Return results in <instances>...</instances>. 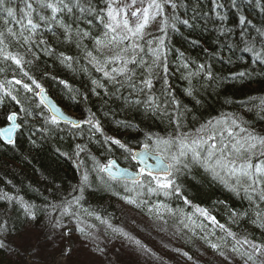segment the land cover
Wrapping results in <instances>:
<instances>
[{
  "label": "trees",
  "instance_id": "1",
  "mask_svg": "<svg viewBox=\"0 0 264 264\" xmlns=\"http://www.w3.org/2000/svg\"><path fill=\"white\" fill-rule=\"evenodd\" d=\"M73 2L76 3V0H71L72 4ZM172 2L176 4V8L173 10L166 6L164 16L171 18L174 15L176 17L175 27H168L166 32H161L158 30L157 25L162 18L158 17L155 21L150 20L149 26L146 27L144 38L137 41L144 48V51H138L139 55L135 58L138 61L142 58L143 61L152 62L154 56L151 49H149L151 47L145 41H154L155 43L152 47H155L159 38H163L164 47L161 49L160 54L166 55L176 67L180 65V68H182V64H189L187 70L183 68L184 77L190 71H197L198 68L191 63V60H198L199 63L211 65V71L215 79L209 81L200 74L199 77L197 75L191 78L190 85L188 79L187 82H182V78V80L171 78V84L176 91V94L172 96L179 101L181 106L179 113L182 114L180 115V122L187 129L184 132L178 131V133L172 131L166 135V138L171 137L173 134L207 135V132L199 131L206 126L209 128L213 126L219 127L223 131L224 124L217 125V121L227 122V126L234 128L240 136L249 134L254 136V128L260 127L263 129L262 127L264 126V105H261V101L264 100V63L254 60L250 53L239 55L240 49L239 47L237 48V42H240L246 34L245 32L240 33L241 17L246 20L253 18L261 32H264V18L260 20L258 14L251 13V10L243 7L235 13H227V17L222 20L224 22L220 23V21L206 16L205 13L208 12L201 5L202 1L172 0ZM92 4L96 6V9L105 8L104 0H79V6L76 8H85V12L95 15L97 21L99 17L97 13H93ZM254 4L264 8V0L255 1ZM11 6L15 8L17 6L22 10L24 8V0H12ZM103 14L100 13V15ZM219 14L225 16V13ZM17 16L22 18V13H17ZM4 19H6V15L0 12V30L6 32L9 24H12L17 29L20 28V24H16L14 21L5 26L3 24ZM184 20H188L189 25H184L182 23ZM63 21L68 23L65 19ZM97 27H101L98 28L101 32L97 34V37L94 38L92 36L89 40L83 38L82 45H79L84 51L82 58H87L85 54V50H87L93 52L95 58L105 64L109 71L112 68L123 67L119 60L114 63H108V61L117 54L124 59L129 58V52L122 51L126 44L120 43L119 47L112 46L110 48L96 45V39L106 42L112 35H115L109 33V36L105 37V32H108V29L104 25L99 24ZM233 31H238V33H233ZM43 32L46 35L45 37L53 33V31L48 32L45 30ZM235 34L238 35L237 39L234 36ZM258 36L260 38V34ZM186 40H194L196 44H189ZM226 41L229 42L228 45L225 44ZM5 43L9 45V50L13 53L16 50L24 55L25 60L33 58L32 53L26 52L27 46L19 47L15 44L12 37H8ZM131 43V41L127 43L128 49L131 48ZM262 45L264 46V39ZM262 49L264 50V48ZM229 54H233L235 57L233 56L231 59ZM243 58L244 60H242ZM248 60H251V63H255L256 66L252 67L251 63L246 64L247 67L242 65L247 63L246 61ZM234 61L239 63H234ZM62 64L64 65L65 63ZM29 65L26 64L25 66ZM9 66H13L15 69L8 73L5 72L4 76H0V84H5L8 79L20 75L14 64L10 63ZM128 67L134 69L136 73L134 79L136 80H139L138 76H145V71L149 75L148 69L150 66L146 70L145 67L141 68L139 65L129 64ZM58 68L60 67L56 66L51 59L34 66L33 71H28V68L25 70L41 81V78L46 73H52L54 70H59ZM240 72L246 73L248 77L253 76L246 87H244V84L240 85L243 78L236 75ZM56 73H59L58 77L79 89L76 95H78L82 104L73 105V103H70L69 109L80 115L83 121L84 118L95 114V117L100 121L103 132L106 134L105 139L111 136L110 130L115 129L119 131L118 134L121 140L126 138L133 139L132 136H136L135 140H138L155 133L160 124H166L160 122L162 118L157 116L158 114L156 115L152 112L140 113L126 99L119 97L124 93H121L120 90L115 92L116 89L113 84L101 72H98V75L102 80L100 83L104 84L105 88H96L92 81L85 80L83 69L77 64L73 70L57 71ZM112 74L116 75V73ZM151 74L152 77H156V81L159 79L156 84L160 90L165 88L164 79L162 81V77L154 72H151ZM24 79L26 80V78ZM118 79L123 80V77H118ZM124 87L128 90L127 92L132 90L128 87L127 82H125ZM166 88L170 89L168 85ZM189 88H191L192 95L187 94L186 90ZM5 89L8 88L0 89V126L8 122L7 116L11 114V112H8L10 107L2 105L1 92ZM107 89H113V91L109 90L108 93ZM50 94L56 99L51 91ZM110 96L113 97L110 98ZM249 96L258 97L259 102L250 101ZM166 99H171V97H166ZM34 100L37 102V99ZM33 104L32 101H28L27 104L17 105L30 111ZM37 104L33 105V110H36L34 108H39L45 112L43 107L37 106ZM240 104H245L246 106L240 107L238 106ZM247 109H253L254 112L247 113ZM167 111L173 121H176L179 114L173 111L171 106L168 107ZM23 119L26 118L23 117L22 113H19L18 121L20 122ZM232 120H235L241 128L246 129V132H240L239 129H235V126L231 123ZM170 121L171 119L167 122L170 124ZM209 121L212 122L211 126H209ZM39 122L41 120L37 117L35 126H39ZM83 127L84 124L80 129L73 126L60 125L59 128L51 130L43 128L44 131H39L40 133L36 134L31 133L32 135L22 133L17 136V143L14 148L8 145L6 147L0 140V222L6 224V228L3 231L5 236L15 233V241L19 240L15 243L16 245L12 244L8 254L0 249V264H51L54 257L50 251H58L57 247L59 246L66 251L68 247V237L67 235H62V233L68 232L69 229H71V232H80V228H84V233L95 240V252H90L92 253L90 256L92 259L98 256L101 260L99 264H115L110 261L109 253L110 243L113 240L118 247H122V252L118 254V257L123 264H202L203 262L205 264H252V261H246V257L242 255L245 251L233 252L231 250L232 244H234L231 237H227V245L220 240V237H226V233L222 232L217 225L211 224L213 228L207 234L193 236L189 235L188 227L182 226V222L186 219L199 220V214L195 211L194 206H200L212 213L211 206L215 204L217 207L224 208L220 212H215V217L231 232L242 233L251 241L264 243V224L258 219L257 213L250 210V207L246 206L245 203L240 204L235 198L229 196L221 186L219 187V179H216V177L211 179L210 176L202 172L199 167L193 166V164L190 165L189 170L191 175L186 177V184L184 185L192 207L188 205L180 209L173 200L169 201L167 197L155 198L141 190L135 197L134 205L141 212L137 214L148 217V222L121 211V215L118 216H120L119 218L122 221L123 229L118 231V235L114 237L115 239L110 236L108 227L103 228V230H99L100 228L95 229L97 214L102 209L108 208L110 205L111 210L116 212L118 208V202L113 194H110L109 184H113L112 181H108V177L103 173L94 170L95 164L97 161L102 164L112 155L120 157L122 155L117 145L111 149L113 144L110 142L106 143V148L102 143L101 146H95L90 141L88 129ZM139 143L135 141L128 147L141 145ZM77 145L80 147L78 148ZM78 152L79 155H77ZM253 164L264 168V159L255 161ZM85 174L88 175L86 183L83 180ZM222 177L223 179H220L223 182L226 181L230 186L234 185V179L228 174L222 175ZM78 187H83V193L77 190ZM71 190L76 191L77 197L80 198L78 204L75 202V197L70 194ZM4 194L15 197V200L8 202L3 198ZM20 198H22L23 203L34 206L33 211L36 212V220H31L26 216L24 208L20 205ZM65 200H73L71 211L75 213L74 216L60 217V209L58 211V209L53 208V205H62ZM146 201H155L156 205L164 204L167 206L159 209L156 207L158 215L153 224H149L151 215L146 214L141 208ZM41 207L43 211H41ZM171 207L175 208L176 211L173 212ZM168 209H171V212ZM262 212L264 217V208ZM48 213H55V216L51 217ZM233 213L237 215L233 216ZM53 218L60 219L62 224H67L68 227L61 229L52 228L48 221ZM169 224L180 228L181 231V248L176 251L169 248L170 252L174 251V259L170 258L169 252L166 250L160 251L156 247L146 248L142 244L139 247L143 251H130L135 255L129 254L128 250L123 247V244L121 246L118 240L133 239L132 234L137 235L142 240L146 230H150L149 228L156 231L150 230L151 232L163 237L168 231ZM30 228L38 229V231L35 230L34 232L40 237L36 235L33 240L32 238L29 240L26 232ZM57 231H61L59 233L60 242L49 244L52 249L43 247L42 244L44 242L52 239V237H49L51 236L50 233L53 234ZM17 243L21 245L18 246ZM212 244H217L218 248L213 249L211 247ZM69 245L71 246V254L68 255V261L71 264L74 260L72 257L75 258L76 255L75 247L81 246L76 245L75 241ZM118 247L113 249L111 256H113ZM206 249H208V253L205 251ZM222 252L223 255H221ZM79 255L83 257V254ZM119 255L126 256V258ZM226 256L229 259H225ZM163 257L167 259V263L163 262Z\"/></svg>",
  "mask_w": 264,
  "mask_h": 264
},
{
  "label": "snow or ice",
  "instance_id": "2",
  "mask_svg": "<svg viewBox=\"0 0 264 264\" xmlns=\"http://www.w3.org/2000/svg\"><path fill=\"white\" fill-rule=\"evenodd\" d=\"M12 0H0V12L6 15L3 24L7 26L13 21L16 24L22 25L21 30L14 31L13 28L7 27L6 32L0 30V61H10L16 66L19 70V74L23 78H13V80L6 81L7 85H17L18 88H15L17 95H13V91H5L4 95L11 97L13 101L17 104L21 103V100L18 98L21 90L25 93L31 94L32 99H38L37 106L42 105L43 109H46L50 115L44 116V123L54 128H59L61 123L71 124L74 128H82V124L78 120L69 119L64 115V113L58 108L48 97L46 88L37 80L34 76L30 75L27 70H25L26 64L33 63V60L39 59L35 52L32 51L33 45H43L44 51L48 54H51L52 51L49 49L48 42L43 39L42 34L38 37V30L43 28L45 31L51 32L52 26H58L62 32L61 35L68 41H71L75 37H88V32H80L79 30L73 31L72 25L66 23L63 20H58V16L61 13L71 15L73 13L74 7L79 6V0H76V4L73 5L71 0H24V8L21 11L22 17L17 16V9L11 6ZM105 8L97 11V16L100 19V22L104 25L108 32H105V37L109 36V33H113L109 40L106 42L101 39H96L95 44L103 47L110 48L112 46L119 47L120 43L126 44V47L122 50L127 52L128 46L127 43L131 41L132 55L124 59L122 56L117 54L113 59L109 60L108 63H114L116 60H119L123 67L112 68L110 71L107 69L106 65L101 63L95 57L91 51L85 50L87 57L92 58L90 63L95 61L94 66L98 72H101L103 76L113 84L116 91L119 92L120 88L125 86V82L128 83L130 89H138L137 96L144 94L146 95V100H132L129 101L132 105L144 104L146 110H151L153 112H163L164 115H169L167 109L169 106L173 108V111L180 113V103L174 96H172L170 89H165L161 92V97H156L152 93L154 87L152 81L151 68L148 69V76H141L139 78V84H137L136 73L133 68H129L128 65H139L141 68L145 67L146 61L137 60L135 57L138 54L137 50L144 51V48L137 42L144 38L145 29L149 25L150 20L155 21L158 17L162 18L160 23L157 25V28L161 32H166L168 27H175L176 17L173 15L171 18L164 16L165 7L169 6L173 10L176 8V4L172 0H104ZM81 12L86 11L85 8H80ZM100 12H103V15H100ZM223 19V17H220ZM184 25H189L188 20L182 21ZM240 23H245V18H240ZM260 34L261 39H264V32L257 30ZM25 32L28 35H25ZM55 35V33H54ZM8 37H12L15 44L19 47H26L27 53H32L33 60H25L24 55L20 52L13 53L9 50V45L5 43ZM38 37L37 39H33ZM145 43L151 47L152 55L155 57L153 64H156V61L160 58L161 49L164 47V39L159 38L158 44L155 47L152 45L154 41H145ZM249 45L248 50L253 51L255 44L250 39L246 41ZM259 55V54H258ZM61 63H67L68 67H71V63H68L73 60L71 56H64L61 53ZM264 62V60H262ZM194 63V62H193ZM182 68L187 70L189 68L188 63L181 65ZM3 69H0L2 71ZM165 73L167 72V67H164ZM112 73H116L113 75ZM202 74L209 81L215 79L213 72L211 71V65L199 64L198 69L195 72H188V75L185 79L189 80L191 85V78L197 75ZM240 78H244L247 74L240 72L236 74ZM118 77H123V80L118 79ZM26 78V80L24 79ZM52 79H56L52 77ZM60 84L64 85L65 88L71 90V86L67 81L60 80ZM166 83V81H165ZM92 84L96 88H105V85L100 83L97 80H92ZM5 88V84H0V89ZM187 91L188 95H192L191 88ZM131 94V93H130ZM166 97H171V99H166ZM27 99V97H26ZM261 105H264V100L261 101ZM26 111L27 109H21ZM18 112H13L7 116V120L11 122V127L4 128L0 130V135H3L9 144H14L15 142L12 139V133L16 129L20 128L22 125L17 124ZM179 114L175 121V128L177 133L181 128ZM217 125L224 124L223 131L219 127H203L199 131L207 132V135H197L190 136L187 134L179 135L173 134L169 138L155 137L152 136L146 137L145 142L143 143L144 152L133 153V150L127 147L121 140L106 137L105 142H110L113 145H117L120 149H123L129 154L132 160H137L140 164H144L145 167L139 168L138 174H130L127 169H119L117 162L114 159L107 160L106 163L101 164L96 162L95 169L100 173H106L108 176V181H117L121 180L124 182L125 187L129 182L126 178L132 176L131 183L137 185L139 188H146L147 191L153 195H159L161 192L165 197H176L182 199L185 204H189L190 201L182 192V185L179 183L180 177L190 170L191 164H199L209 172H211L215 177L223 179L221 177V172H227L229 176H233L234 187L233 191L236 190V186L243 187L246 183L247 188L245 192L251 190L253 192L257 191L256 186L261 185L259 192V197L261 200H264V168L257 166L252 163V157L256 155L257 152L261 156H264V138H257L252 135L240 136L232 127L227 126V122L217 121ZM232 125L235 126V129H239L240 132H246V129L241 128L235 120H232ZM83 124L89 126L88 130L95 133H100L103 135V129L101 127L100 121L95 117V114H92L90 117L86 118L83 121ZM212 125V122L209 121V126ZM225 133L229 138V141L225 142ZM219 138V142L218 141ZM153 143L155 144V149H153ZM79 148L80 146L77 145ZM175 149V151H173ZM83 150V149H81ZM155 152L157 156L155 166L147 164L146 161L150 154ZM168 153V155H162L163 153ZM189 152L191 156L189 157ZM79 155V152L77 153ZM240 161L239 164V174L237 175L236 164ZM113 169H118L113 171ZM155 169V170H154ZM141 176L148 177L147 184L140 178ZM84 182L88 181V175L85 174L83 177ZM226 182V181H225ZM107 183V181H106ZM111 187V184H109ZM83 193V187H78L77 189ZM127 190V188H126ZM117 195V193H113ZM4 199L8 202L15 200V197L4 194ZM75 202L79 203V197H75ZM127 203H133L132 200H126ZM21 206L24 208L25 214L31 220H36V212L33 211L34 206L23 203L22 198H20ZM73 207V200H65L62 205H53V208L60 209L59 216H74L75 213L71 211ZM157 209L166 208L164 204L155 205ZM197 212L204 217L205 220L209 221L211 224L217 225L222 232L226 233V237H220V240L224 242L225 245L228 244L227 237H231L234 244H232L231 250L233 252L239 251L236 245H247V249L242 255L246 257V261H252V264H264V243H256L249 240L247 237H244L243 240L237 238L236 234L231 232L224 224L220 223L214 215L207 209H203L197 206ZM171 212V209H168ZM49 216L54 217L55 213H48ZM237 215L233 213V216ZM258 219H261L260 214L258 213ZM103 223V220L100 217ZM50 225L54 229L67 228V224H62L60 219H51ZM6 224L0 222V234H3ZM79 231L81 234L84 233V228H80ZM71 229L68 232H63L62 235L70 234ZM0 247H3V242H0ZM213 249H217V244H212ZM187 255V254H185ZM223 255V252L221 253ZM191 259V257H189ZM229 259V257H225Z\"/></svg>",
  "mask_w": 264,
  "mask_h": 264
},
{
  "label": "bare ground",
  "instance_id": "3",
  "mask_svg": "<svg viewBox=\"0 0 264 264\" xmlns=\"http://www.w3.org/2000/svg\"><path fill=\"white\" fill-rule=\"evenodd\" d=\"M202 1L201 5L206 9V11L208 13H205L206 16L208 17H212V19H216V21H222L224 18L227 17V13H235L237 12L240 8H247L249 10H251V13H256L260 16V20L264 18V8H261L258 5H255V1H262V0H199ZM76 3L73 2V5H75ZM93 5V4H92ZM169 7V6H168ZM75 9L73 10V13L71 15H67L65 13H61L58 16V20H67L68 23H73L72 28L73 31L75 32L76 30H79L80 32H88L89 36L88 37H84V39L86 38V40L91 39L92 36L97 37V34H99L101 31L98 28L101 27H97V25H103L100 22V19H97V25L93 19V17L87 15L88 13L81 12L80 9L74 7ZM171 8V7H170ZM17 9V13H21L20 9L16 6ZM101 10V8L96 9V6L93 5V13H97V11ZM103 13V12H100ZM219 13H225V16H222ZM220 17H223V19H220ZM23 18V17H22ZM66 22V21H65ZM67 23V22H66ZM75 24V25H74ZM149 26V25H148ZM8 27L13 28L14 31H19L22 28V25H20V28H15L12 24H9ZM50 27H52V31L53 33H50L47 37H45V33L43 32V28H40L38 30V37L40 34H42L43 39H45L48 42L49 45V49L50 50H54L51 52V54H48L47 52L44 51V46L43 45H33L32 46V50L36 53V55L39 57V59H35L33 60V58L31 60H33V63H31L29 66H25V69H27L28 71H33L34 70V66L40 64L41 62L47 61V60H53L55 62V65L59 66L60 68H58L59 70H54L52 73H46L44 75L43 78H41L40 83L47 88L49 91L52 92V94L56 97L57 99V106L58 108H60V110L65 113L71 106L70 103L76 104V105H80L82 104V101L78 98V95H76L77 91H79L78 87L74 86L73 84L69 85L71 86V90H69L68 88H65L64 85L60 84L59 81L60 80H64L60 77H58L59 73H56L57 71H70L73 70V68L75 67V65L77 64L78 66H80L81 69H83V77L85 80L91 82L92 80H97L99 82H101V77L98 75V71L96 70V67L94 66L95 63H90V60L92 58L87 57V58H82L84 55V51L83 49L80 48L79 45H82L83 43V38L81 37H75L73 38L71 41H68L64 38L63 35H61L62 30L58 27V26H52L50 25ZM241 32L243 33L245 32V36L240 40V42H237V48L239 47L240 49V54L239 55H244L247 53L251 54V57L258 61L259 63H264L262 62V60H264V50L262 48H264V46L262 45L263 43V39H261V37L259 38V32L257 30H259L257 22L254 21L253 18H250L248 20L245 19V23L241 24V28H240ZM146 31V29H145ZM238 33V31H233V33ZM55 33V35H54ZM25 35H28L27 32H25ZM251 35H253V37H251ZM235 38L237 39L238 35L235 34L234 35ZM36 37V38H38ZM35 38V37H34ZM252 40L253 43L255 44V48L253 51H249L248 47L249 45L246 43V41L248 40ZM85 40V41H86ZM187 43L189 44H196V42L194 40H186ZM225 44H229V42H225ZM151 49V48H149ZM83 51V52H82ZM139 50H137L138 52ZM15 52H17L15 50ZM129 55H132V49L129 48L128 50ZM61 53H63L64 56H71L73 57V60L68 62L71 63V67L67 66V63H65L64 65L60 62V60L62 59L61 57ZM93 53V52H92ZM259 54V55H258ZM139 53L136 55L138 56ZM230 58H233V54H229ZM93 57H95L94 53H93ZM235 57V56H234ZM155 60V57H154ZM239 60V59H237ZM244 60V58L242 59ZM246 60V59H245ZM194 62V63H193ZM231 62V61H230ZM247 63L242 64V65H246L251 63V60L246 61ZM11 62L10 61H2L0 62V69H3L2 71H0V76H4L5 72H10V71H14V67L13 66H9ZM191 63L194 64L197 68L199 64V61L197 60H191ZM229 63V62H228ZM234 63H239L238 61H234ZM232 64V63H230ZM252 67L256 66L255 63H251ZM9 66V67H8ZM148 66H150L149 68H151V72H154L156 75H159L160 77H162V81L164 79V81H166L165 84V88H162L160 90V88L157 86V82L156 81V77H152V81H153V89H152V93L156 96V97H161V92L166 88V86L168 85L171 91L172 95L176 94V91L174 90L172 84H171V78H174L175 80H182V82H187V79H185L184 77V69L180 68V65H178L177 67L171 63L170 59L168 57H166V55L164 54H160V58L159 60L156 61V64H153L152 62H147L145 65V70L148 68ZM152 66V67H151ZM167 67V72L165 73L164 71V67ZM232 66V65H230ZM251 66V65H250ZM55 67V66H54ZM247 67V65L245 66ZM8 68V70H6ZM180 68V69H178ZM180 73V74H179ZM182 73V74H181ZM178 74V75H177ZM147 72L145 71V76H147ZM202 75V74H201ZM138 76V75H137ZM144 76V75H143ZM258 76V75H257ZM52 77H55L56 79H52ZM199 77V75H198ZM197 77V78H198ZM202 77L206 78L205 76L202 75ZM14 78V77H13ZM13 78L8 79L7 81L13 80ZM15 78H22L21 75L19 76H15ZM138 78H140L138 76ZM182 78V79H181ZM253 76H249L246 75L243 79H241V84H244V87L247 86L249 80H252ZM66 81V80H64ZM137 84H139V80L137 79ZM5 87H7L8 89H5L1 92L2 94V105H8L10 107V110L8 112H16L18 111L19 113H22L23 117L26 119H23L19 122V124H21L22 126L18 129H16L15 131H13V134L15 135V143L14 144H9L7 142V140L5 139V137L3 135H0V140L6 145L11 146V147H16V143H17V136H19L20 134L24 133V134H28V135H32L36 134V133H40L39 131H44L43 128L45 129H53L54 127H51L49 125H46L44 123V116L46 114H49L47 112L46 109L45 112H43L41 109L39 108H34L36 110H33V105L38 103V99L37 102L31 98V94L29 93H25L23 92V90H21V92L18 95V98L21 100V103L19 105H23V104H27V102H31L34 103L33 105H31L32 107L29 109H27L26 111H22L21 107H19L17 105V103L15 101H13L11 99V97L4 95L5 91H9L12 90L13 91V95H17L16 91H14L15 88H18L19 86L17 85H7L5 83ZM109 90H111V92L113 91V89H107V92L109 93ZM121 93L122 94L121 97L122 99H126V101H132V100H136V99H140V100H146V95L141 94L139 96H137V91L138 89H132L131 91L127 92L128 90L125 87L120 88ZM131 93V94H130ZM112 94V93H111ZM85 96V95H83ZM27 97V99H26ZM48 97L50 98V95H48ZM86 97V96H85ZM113 96H110V98ZM249 100L254 102V103H258V97H250L249 96ZM130 104V103H129ZM137 111H139L140 113H147V112H152L153 114H158L157 116H161L162 119H160L161 123H166V124H160L159 128L156 129V132L151 134V135H147L148 136H152L154 139L155 137L159 136V137H163L166 138L168 134H170L172 131L177 132L176 128H175V121H173V119L169 116V115H164L163 112H153L151 110H146L144 104H139V105H132ZM243 105L245 104H240L238 106L243 107ZM30 106V105H29ZM41 107H43L42 105H40ZM246 106V105H245ZM17 108V110H16ZM26 109V108H24ZM253 109H247V113H253ZM27 115V117H26ZM37 117L40 118L41 122H39V126H35ZM86 118H84L85 120ZM169 119H171L170 124L167 122ZM43 123V124H42ZM85 129H88L89 126L84 124ZM263 129H261L260 127H256L253 130V134L255 137L257 138H264V126L262 127ZM187 128L182 125L181 128L179 129V131H185ZM119 131H116L115 129L110 130V137L112 138H116L121 140L120 135L118 134ZM182 133V132H181ZM106 134L103 133V135H100L95 141L98 142L99 139H101L102 137H104ZM130 137V136H127ZM133 139H128L126 138L125 140H121L122 143H124L126 146L130 145L131 143L138 141L140 142L139 144H143L146 140V137L142 138V139H138L135 140V138H137L136 136H132ZM229 141V138L227 137V134L225 133V142L227 143ZM219 142V138L218 141ZM139 146V145H137ZM153 146H155V144L153 143ZM7 147V146H6ZM115 148V145H112L111 149ZM120 153H122L121 149H120ZM112 156H116V155H112ZM191 156V153L189 152V157ZM117 157V156H116ZM264 159V156H261L259 154V152L256 153L255 156L252 157V163L258 160ZM239 164L240 161L237 162L236 164V168H237V175L239 174ZM193 166L195 167H199L202 172H205L208 176L211 177V179L215 178V176L207 171L205 169V167L200 166L199 164H193ZM227 175V172H221L220 175L222 177V175ZM190 173L189 170H186V172L180 177L179 179V183H181L182 185V192L183 194L188 198V195L185 192V187L184 185L186 184V177H190ZM229 176V175H228ZM233 179H235L233 176H230ZM220 180V183H222L226 188L229 189V193L230 196L235 198L236 201L238 203H242V204H246V206L250 207L249 209L256 212L257 214H260L261 219L260 222L262 224H264V217L262 215V209L264 208V200H261L259 197V192L261 189V185H257V191L253 192L251 190H248L247 192H245V188H247V184L245 183L243 185V187H239L236 186V190L233 191V187L235 185H228L227 182H223L220 178H217ZM111 184V183H110ZM127 188V190H126ZM111 193L113 194L114 192L117 193V195H114L115 200L118 202V208L115 212L112 211L111 206L109 205V207H105V209H102L97 216L100 217L103 220V223L101 222L100 219L96 218V228L95 229H99V230H103V228L108 227L109 228V233L110 236L115 239L114 237L118 235V231L123 229V225H122V221L120 220V216L121 215V211L127 214H131V213H138L140 212L134 205V200L136 197V194L138 193V188H130V187H125L124 185H119V184H111V187H109ZM70 194L73 197H77V193L74 190L70 191ZM164 196V195H163ZM165 197V196H164ZM169 201H174L176 205H178V207L180 209L187 207L189 204H185L183 202L182 199L176 198V197H167ZM126 200H132L133 203H127ZM20 201V200H19ZM21 205V203H20ZM155 201H146L143 203L142 205V209L146 214H150L151 218H149V224H153L155 223V219L157 218V213H156V207H155ZM42 208V207H41ZM173 208V207H171ZM213 212L211 213V215H214L215 212H220V210L224 209V208H220L217 207V205L212 204L211 206ZM41 211H43V208L41 209ZM59 211V209H58ZM57 211V213H58ZM133 211V212H131ZM173 212H175V209H172ZM224 212V211H222ZM141 213V212H140ZM215 216V215H214ZM258 217V215H257ZM60 218V217H59ZM48 223H50V220L48 221ZM182 226H186L189 228V235H204L209 233V231L212 230V225L209 221L207 220H193L192 218L186 219L182 222ZM151 231H154L153 229L149 228ZM35 230L38 231V229H34V228H30L27 230L26 232V236L27 238L30 240L32 238V240L34 239V237H36V233L34 232ZM98 230V231H99ZM150 230H146V232L144 233L143 237H142V246L146 247V248H152V247H156L158 248L160 251L166 250L167 252H169L168 255H171L172 253L170 252L169 248H172L173 250H179L181 248V231L180 228L175 227L173 225H168V231L166 232L165 235H163V237H159L156 233L151 232ZM42 231V230H41ZM40 231V232H41ZM32 232V236H30V233ZM237 238L240 240H243L244 234L242 233H235ZM38 236V235H37ZM40 237V236H38ZM67 243H73V241H75L76 245L81 246V247H87V246H94V244L96 243L95 240L83 233L81 234L78 231H72L70 232V234L67 235ZM16 234L15 233H11L8 236H5L4 234H0V242H3V247H0V249H2L6 254H8L11 250L12 244H15L16 242H18L19 240H16ZM235 243V241H234ZM16 245V244H15ZM18 246H20V243H17ZM205 246V245H204ZM236 247L239 249V251H245L246 250V245H236ZM66 252V251H64ZM67 256V260H68V255H70V253L66 252L65 253ZM73 259V257H72ZM54 260V259H53ZM164 263H167V259H165L164 257L162 258ZM206 261V260H205ZM53 264V263H51ZM202 264H205V262H203Z\"/></svg>",
  "mask_w": 264,
  "mask_h": 264
},
{
  "label": "rangeland",
  "instance_id": "4",
  "mask_svg": "<svg viewBox=\"0 0 264 264\" xmlns=\"http://www.w3.org/2000/svg\"><path fill=\"white\" fill-rule=\"evenodd\" d=\"M87 15L93 17V19L95 20L96 22V17L95 15L91 14V13H88ZM97 23V22H96ZM116 92V90H115ZM71 116L74 117L75 115L71 113ZM76 117V116H75ZM71 125V124H69ZM101 134L100 133H95L93 134L92 132H90L88 130V136L89 138H91V142L95 145V146H101V143L103 144V146L106 148V142H105V136L102 137L101 139L98 140V142H96L95 140L100 136ZM89 155V154H88ZM90 156V155H89ZM91 165H93L91 163ZM219 184V183H218ZM221 186V188L227 192L230 196V193H229V189L226 188L222 183L219 184V187ZM143 188H138V192L141 191ZM138 194V193H137ZM136 194V196H137ZM133 212V211H131ZM132 216L134 217H137L139 220H143L144 222H148V217L146 216H143V215H138L137 213H131ZM59 233H61V231H57L55 233H50L51 236L49 237H52V239H50L49 241L47 242H44L42 245L43 247L45 248H50L52 249L51 247H49V244H53V242H60V239H59ZM30 236H32V232L30 233ZM69 245V244H67ZM61 246L57 247V249H59L58 251H50V253L53 255L54 257V260H53V264H70L69 261L67 260V256H66V252L70 253V250H66V252H64V250L62 249V247L60 248ZM203 248V247H202ZM75 250H76V255H75V258H73L74 260L72 261L73 264H99L101 263V260L98 256H95L93 259L91 258L90 253L91 252V248L89 247H75ZM128 250V249H127ZM204 250V248H203ZM207 253L209 252L208 249L205 250ZM122 252V248L121 249H116L115 253H113V256H111V259L110 261L112 263H115V264H123L120 260H119V257H118V254ZM129 254H133L135 255L134 253L130 252L128 250ZM79 254H83V257L80 256ZM120 257H123V258H126V256H122V255H119ZM170 257H173V256H170ZM103 260V259H102ZM142 262V261H140ZM71 263V264H72ZM228 264V263H226Z\"/></svg>",
  "mask_w": 264,
  "mask_h": 264
},
{
  "label": "water",
  "instance_id": "5",
  "mask_svg": "<svg viewBox=\"0 0 264 264\" xmlns=\"http://www.w3.org/2000/svg\"><path fill=\"white\" fill-rule=\"evenodd\" d=\"M51 99V98H50ZM51 101L57 106V104L51 99ZM58 107V106H57ZM64 115L66 116V117H68L65 113H64ZM69 119H71L70 117H68ZM12 126V125H11ZM11 126H8V127H11ZM7 128V127H6ZM1 130H3V129H1ZM14 138V134L12 133V139Z\"/></svg>",
  "mask_w": 264,
  "mask_h": 264
}]
</instances>
